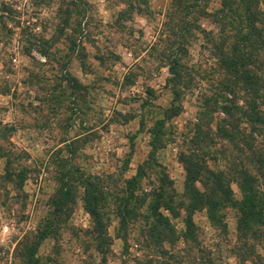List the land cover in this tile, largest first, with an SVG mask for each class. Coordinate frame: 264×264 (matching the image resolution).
<instances>
[{
  "label": "rangeland",
  "instance_id": "obj_1",
  "mask_svg": "<svg viewBox=\"0 0 264 264\" xmlns=\"http://www.w3.org/2000/svg\"><path fill=\"white\" fill-rule=\"evenodd\" d=\"M219 1L209 0L208 8ZM170 2L0 0V264H208L196 243L155 244L145 221L163 174L172 180L173 203L183 199L180 156L193 149L194 124L214 130L223 117L216 106L231 98L222 90L229 74L213 45L217 25L201 16V28L178 43L166 17ZM260 6L264 10V1ZM253 52L258 70L261 55ZM172 58L178 59L173 71ZM253 96L240 90L236 101L245 106ZM240 126L250 131L245 120ZM215 140L222 144L208 142L205 157L213 166L216 156L215 167L227 170L232 199L222 201L221 224L211 223L205 208L194 210L200 245L215 250L218 264H252L239 262L235 247L246 240L264 256V233L249 230L239 238L241 189L233 161L236 154L249 160L264 189V140L255 134L254 156L249 143L239 151L227 139ZM223 147L225 155L209 152ZM75 168L102 191V225L85 208L78 180L70 182L64 208L55 209L60 178ZM129 189L140 200L131 198L137 210L122 226L118 210ZM160 209L180 235L183 209ZM48 225L49 233L38 238Z\"/></svg>",
  "mask_w": 264,
  "mask_h": 264
},
{
  "label": "trees",
  "instance_id": "obj_2",
  "mask_svg": "<svg viewBox=\"0 0 264 264\" xmlns=\"http://www.w3.org/2000/svg\"><path fill=\"white\" fill-rule=\"evenodd\" d=\"M208 1L171 0L166 17L172 18L176 27L173 33H177V37H180L178 43L182 44L185 42V35H189V32L194 29L201 28L199 23L201 16H209L217 25V30L211 31V34L214 37V48L217 49L218 63L229 74V79L224 82L222 90L231 95L230 104L219 105L218 103L219 106H216L215 110H219L223 117L220 122H216L214 130L210 127L204 129L203 123L196 122L194 124V133L190 138L193 149L189 154L180 156V161L185 169L183 199L178 201V206L185 212L184 226L181 228L180 235L176 234V228L170 222L169 216L160 209L165 208L170 213H177L175 209L178 206L173 203L172 192L169 191V189L172 190V180L166 174H163L161 178V185L156 192L157 197L149 201L145 221L149 225L150 235L156 238L155 244L160 245L162 242H167L172 249L175 242L181 238L183 244L196 243L198 252L202 255L205 252L209 256L208 264H218L215 250H206L200 245L201 234L192 214L196 208L203 207L206 209L211 223L221 224L224 221L222 218L224 213L219 211L223 204L222 201L232 199V188L227 170L215 167L216 156L213 157V166L208 163L205 157L207 154L204 148L207 143L216 142L215 138L227 139L239 151H242L244 144L249 143L254 156L255 134L264 140V10L260 6L264 0H220L219 6L213 9L208 8ZM253 50H256V53L260 52L261 55L257 62L258 70L252 68L255 65L253 57L256 56ZM177 64L178 59L172 58L169 62L170 70L173 71ZM240 90H245L248 93L251 90L255 91V96L244 99L247 109L236 101ZM216 94L215 92L213 96L215 103L219 101L215 97ZM241 120L248 123L249 132H245L244 127L240 126ZM217 142L222 144L220 140ZM226 150L223 147V149L209 150V152L217 151L225 155ZM224 159L226 160V158ZM258 159L263 161L260 156ZM247 161L249 160L240 158L239 154L234 155L233 163L237 166L235 179L241 189V198L235 201L238 209L237 227L241 239L242 235L249 230L252 233H264V230L261 231L264 227V189L259 187L257 176L250 172L249 163L251 162ZM141 166L139 164L137 172L127 178L128 185L131 183L135 185L136 178L141 173ZM76 180L84 188L82 198L85 208L96 223L102 225L99 211L100 202L103 199L102 191L94 179L89 175H83V172L78 168L63 172L54 201L55 209L59 211L64 208L68 196L71 194V184ZM196 182H199L200 186ZM131 198H134L135 202L140 200L133 196V191L129 189L125 201L119 205L118 215L121 217L122 226L127 224L126 215L130 217L137 210V207L130 204ZM135 217L136 215L133 216V218ZM49 231L48 225L47 228L41 230L38 238L45 237ZM245 241L242 242V245L236 246L234 250L239 262L242 263L249 259L252 264H264V256L256 249L247 247ZM166 250L163 249L167 252L168 250ZM35 251V248L32 247L28 254L32 256ZM28 264H34V262L29 261ZM163 264H172V262L165 261Z\"/></svg>",
  "mask_w": 264,
  "mask_h": 264
}]
</instances>
